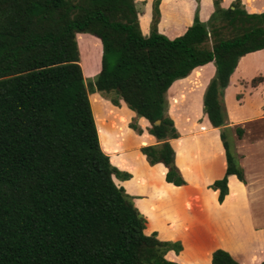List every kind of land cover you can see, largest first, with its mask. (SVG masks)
<instances>
[{"label": "trees", "instance_id": "trees-1", "mask_svg": "<svg viewBox=\"0 0 264 264\" xmlns=\"http://www.w3.org/2000/svg\"><path fill=\"white\" fill-rule=\"evenodd\" d=\"M159 1L152 0L144 36L134 0H0V264H177L165 255L178 254L180 244L145 235L133 197L114 183L130 175L102 152L89 94L117 108L122 102L148 122L157 144L139 152L148 165L166 168L165 183L179 187L184 181L168 143L178 134L166 114V91L212 63L201 102L219 130L225 171L209 189L220 204L228 176L244 183L221 129L222 97L238 60L264 49V11L212 0L206 22L194 14L180 36L168 39L156 29ZM77 34L101 46L99 71L86 83ZM128 128L141 134L134 123ZM234 132L239 139L242 131ZM210 264L238 263L215 249Z\"/></svg>", "mask_w": 264, "mask_h": 264}, {"label": "rangeland", "instance_id": "rangeland-1", "mask_svg": "<svg viewBox=\"0 0 264 264\" xmlns=\"http://www.w3.org/2000/svg\"><path fill=\"white\" fill-rule=\"evenodd\" d=\"M134 1L138 13L140 31L143 33L142 35L146 36L151 22L152 0L149 3H147L148 0ZM239 2L245 11L246 9L252 11L264 9V4L254 5L258 0H239ZM211 9H213L212 0H162L164 19L160 29L163 33L178 34L186 27V19L190 18L192 23L193 16L196 14L199 20V11H202V15L206 13V17L208 18L212 12ZM209 10L211 12H208ZM157 11L159 15V4ZM207 18L203 22H206ZM159 19L160 17L158 16V22ZM157 25L158 23L156 24V29ZM75 40L79 52V65L84 72L85 78L83 79L86 83L92 81L98 73L101 46L95 38L87 34H78L75 36ZM169 96L172 107H174L173 112L178 116L181 106H184L182 108L183 111L188 112L195 102L192 95L181 96L179 100L171 95V92ZM88 98L98 134L99 145L102 152L110 157V164L118 169H129V165L140 164L141 160H139L137 154L132 158L135 150L138 149L136 143L139 140L137 139V134L128 128V124L134 123L141 130L136 118H128L127 112L129 113L130 111L126 107L123 105V108L113 107L97 93L89 94ZM202 113V107H199L198 123H200ZM248 115H250L249 110ZM172 116L175 117V115ZM247 128L249 131L248 142L264 136V123L250 124ZM199 131L204 133L205 129L200 127ZM223 133L229 145V150L235 158L233 140L237 139V137L234 128L224 129ZM212 147L209 146L210 150ZM248 153L250 155L264 156V145H261V148L258 150H249ZM140 155L142 154L140 153ZM181 157L182 155H180L178 149V162ZM142 161H145V158ZM246 165L248 173L243 183L247 184L245 187L246 191L240 188L243 192L240 191L241 194L238 196L240 198L242 195L243 198L241 200L238 199V204L234 206L236 207V209L234 208L236 214L230 217L227 216L221 222H218V219L214 220L212 216L219 212H224L227 215L230 211V208H232L231 200L237 195V184L235 182L229 183L231 193L224 201L222 200L223 209L225 210L221 211L217 210L218 207L217 209L213 206L210 207L207 201L204 202L203 195L200 192H194L188 188L179 192L174 187L164 184L161 181L163 171L161 166L155 165L151 168L146 161L145 167L151 168L150 172L152 175L149 174V179L152 180L153 186L140 182L137 177L131 178L130 174V178L126 184L116 180L113 181L117 186L122 187L126 194L134 193L136 195L130 194L133 199H137L136 206H134L145 220V235L154 232L156 239L159 241L164 239L180 244L181 251L176 255L168 252L165 255L167 260L174 261L177 264H181L182 260L186 264H204L205 256L210 251L215 248L224 247L230 251L232 257L238 263L257 264L264 257V170L255 168L252 162H247ZM145 167L144 169H146ZM215 180L218 179H214L213 181ZM210 185L206 188L209 191H213L209 189ZM150 186L154 188L153 191ZM215 192L217 202V191ZM173 196L176 197L174 198L176 199L175 201H173ZM163 197L170 201L166 200L165 202L162 199ZM147 199L151 201L147 202ZM204 206L208 207L207 212H202ZM220 215L223 216L224 214Z\"/></svg>", "mask_w": 264, "mask_h": 264}, {"label": "crops", "instance_id": "crops-1", "mask_svg": "<svg viewBox=\"0 0 264 264\" xmlns=\"http://www.w3.org/2000/svg\"><path fill=\"white\" fill-rule=\"evenodd\" d=\"M149 1L150 0H148L147 3H149ZM233 1L234 0H221L220 6L222 8H226ZM260 3L261 5H263L264 0H258V2L256 4L254 3V5H258ZM211 10H209L208 12H211ZM263 10L252 11L246 9L248 13H259ZM202 11H199V21L201 22L205 21V18H207L206 13L202 15ZM159 12H160L159 13L160 19L157 25V31L160 34L167 37L168 39H172L174 37L180 36L186 30V28L190 26L191 20L190 18H188L186 19L187 20L186 27L178 34H169L168 32L163 33L160 29L162 21L164 19V12L162 10V0H160L159 2ZM81 73L83 78H85L82 68H81ZM213 74H214L213 64L207 63L203 66L194 68L185 78L174 81L166 91V100H167L166 114L172 120L173 126L178 134V138L169 140L168 143L172 148L174 154L173 164L177 169V171L179 172V174L181 175V177L184 179L185 185L174 187L171 184L165 183L164 181V174L166 172L165 167H163L162 164H155V165L161 166L163 170L161 181L164 184H168L171 187H174L179 192H181V190L185 188L192 189L194 192H200L201 195H203L202 197L204 202L207 201L210 207L213 206L215 209H217L218 207L217 210H221V211L225 210L223 209L224 208L223 201L231 193L229 189V183L235 182L237 184V195L235 198L231 200L232 208H230V211L227 213V215L224 212H219L218 214L212 216L214 220L218 219V222H221L223 221L222 219H225L227 216L230 217L236 214L235 211L236 207L234 206L238 204L239 202L238 199L241 200V198H243L242 195L240 196V198L238 195L241 194L240 191L243 192V190H245L247 184L246 183L243 184L239 182L233 175L228 176L227 195L224 197L221 204H218L216 202V192L209 191L206 188L209 184L213 182L214 179L221 178L225 171L224 151L219 141L218 129L212 128L210 126L206 118V115L204 113H202L200 123L197 122L198 110L199 107H202V102H201L202 95L206 85L208 84L209 80L212 78ZM256 77H262L263 81L251 85V80ZM170 92L171 95H173L177 100H179L181 96L185 97L186 95H192L193 99H195V102L193 103L191 110L188 112L183 111L182 108L184 106H181L179 111V116L176 115L173 112L174 107H172V103L170 100V96H169ZM222 100L226 114V125L221 129L228 130L233 128L234 129L239 128L242 131L240 138L239 139L235 138L233 140V153L235 154L234 161L237 164V166L242 169L244 173V179H246L248 173L246 167L247 162H252L255 168L264 170V156L250 155L248 153L249 150H258L261 148V145H264V136L261 138H255V140H252L250 142H248L247 140V137L249 135V131L247 127L250 124L264 123V49L254 53L246 54L245 56L241 57L238 60L235 69L233 70L232 74L229 76L228 85L223 91ZM122 105L123 103L120 102L121 108H123ZM248 110L250 115H248ZM202 111H203V107H202ZM172 115H175L176 118ZM127 117L136 118L141 128L142 131L141 136L137 135V139L139 140V142L136 143L138 145V149L140 147H143L144 145L152 146L157 144L156 140L146 132V128L149 127V124L145 119L135 117L134 113L131 111L129 113L127 112ZM200 127H203L205 129L204 133L199 131ZM209 146H213L211 150ZM138 149L135 150V153L134 155H132V158H134L137 154V156H139V160H141L140 164L129 165L128 166L129 169H118L117 167L116 168L121 171L125 170L124 172L130 174L131 178L137 177L140 182H144L145 184H150L151 186H153L152 180L149 179L150 178L149 174H151L150 170L155 165L151 166L150 169L146 168L145 161H142V159H144V156L140 155ZM178 149L180 155H182V157L179 159V162L177 161ZM144 167L146 169H144ZM118 182L126 184L128 180L118 181ZM240 188H242L243 190H240ZM151 189L152 191L154 190V188L152 187ZM130 194L136 196L134 193H129V195ZM174 198L176 197L173 196V201L176 200ZM162 199H164L165 202L167 200L164 197ZM146 201L150 202L151 200L147 199ZM136 202L137 199H133V204L135 206H136ZM207 211H208V207L204 206L202 212H207ZM220 214H224V215L221 216ZM162 241H168V240L162 239ZM215 249L224 250L232 257L230 251H228V249L224 247H219ZM215 249H213L212 251H214ZM212 251H210L205 256L203 262L204 264H210V255ZM262 261H264V257L260 262ZM260 262H258L257 264H259ZM238 264H246V263H238Z\"/></svg>", "mask_w": 264, "mask_h": 264}, {"label": "water", "instance_id": "water-1", "mask_svg": "<svg viewBox=\"0 0 264 264\" xmlns=\"http://www.w3.org/2000/svg\"><path fill=\"white\" fill-rule=\"evenodd\" d=\"M155 124H158V121H156Z\"/></svg>", "mask_w": 264, "mask_h": 264}]
</instances>
